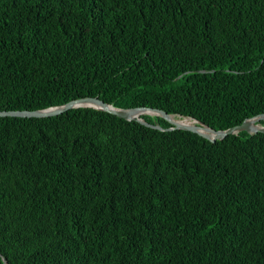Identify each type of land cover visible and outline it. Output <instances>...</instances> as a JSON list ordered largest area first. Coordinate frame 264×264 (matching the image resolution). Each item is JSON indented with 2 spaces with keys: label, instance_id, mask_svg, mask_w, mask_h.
Listing matches in <instances>:
<instances>
[{
  "label": "trees",
  "instance_id": "16d2710c",
  "mask_svg": "<svg viewBox=\"0 0 264 264\" xmlns=\"http://www.w3.org/2000/svg\"><path fill=\"white\" fill-rule=\"evenodd\" d=\"M84 96L215 130L264 113V0H0V111ZM4 260L264 264V132L0 116Z\"/></svg>",
  "mask_w": 264,
  "mask_h": 264
},
{
  "label": "water",
  "instance_id": "95a60500",
  "mask_svg": "<svg viewBox=\"0 0 264 264\" xmlns=\"http://www.w3.org/2000/svg\"><path fill=\"white\" fill-rule=\"evenodd\" d=\"M77 107H92L100 109L103 111L110 112L117 115L118 117L124 118L126 120L136 119L146 126L155 128L158 130H173V129H185L197 133L198 135L209 139L210 141H215L217 139H222L229 134H235L239 131H246L250 134L256 132H264V125L260 123L264 120V113L258 114L253 117H249L242 121L240 124L234 125L224 130H215L205 123L195 119V118H183L174 119L171 115L167 114L165 111L149 107H135V108H115L110 104L105 103L97 97L84 96L73 100H70L62 105L54 106L46 109L37 110H8L0 111V116H19V117H47L58 115L68 109ZM151 111V112H149ZM141 113H153L163 117L171 125L169 127H162L158 123H150L140 117ZM5 262V260H4ZM5 264H7L5 262Z\"/></svg>",
  "mask_w": 264,
  "mask_h": 264
},
{
  "label": "bare ground",
  "instance_id": "6f19581e",
  "mask_svg": "<svg viewBox=\"0 0 264 264\" xmlns=\"http://www.w3.org/2000/svg\"><path fill=\"white\" fill-rule=\"evenodd\" d=\"M149 112H151V111H149Z\"/></svg>",
  "mask_w": 264,
  "mask_h": 264
}]
</instances>
